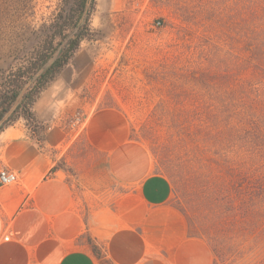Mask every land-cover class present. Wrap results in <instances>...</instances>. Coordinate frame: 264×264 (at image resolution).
Listing matches in <instances>:
<instances>
[{
    "label": "crops",
    "instance_id": "0c3cea01",
    "mask_svg": "<svg viewBox=\"0 0 264 264\" xmlns=\"http://www.w3.org/2000/svg\"><path fill=\"white\" fill-rule=\"evenodd\" d=\"M81 67L59 71L34 100L35 132L16 123L3 131L1 149L8 151L1 164L18 179L0 187V264H211L208 243L188 236L184 216L172 205L171 183L151 171L119 114H88L81 123L88 139L103 144V173L113 185L109 203L96 185L83 192L55 167L77 131L62 115L76 104L90 106L72 80L83 74Z\"/></svg>",
    "mask_w": 264,
    "mask_h": 264
},
{
    "label": "rangeland",
    "instance_id": "374dc122",
    "mask_svg": "<svg viewBox=\"0 0 264 264\" xmlns=\"http://www.w3.org/2000/svg\"><path fill=\"white\" fill-rule=\"evenodd\" d=\"M72 4L73 0H0V95L13 73L28 67L44 46L60 40L51 36L52 26L62 23ZM234 7L235 0H213L209 7L203 0H94L85 36L61 69L72 72L82 65L83 74L72 80L79 83V98L90 104L85 107L83 101L62 115L77 129L60 161L70 169L66 172L78 189L86 192L84 186L96 185L105 203L113 196L112 182L103 173L107 157L103 144L88 139L81 125L88 114H119L127 139L149 156L151 171L165 173L164 162L181 151L170 142L176 110L218 104L208 100L203 86L193 85L191 73L206 69L196 44L206 36L207 26L217 35L224 34L234 21L230 18ZM63 28V34L70 31L67 24ZM220 42L227 40L222 37ZM15 123L36 130L25 127L28 122L22 116L9 126ZM5 128L0 132V166L8 151L1 149L7 139ZM90 167H97L95 182ZM172 202L180 207L175 193Z\"/></svg>",
    "mask_w": 264,
    "mask_h": 264
},
{
    "label": "trees",
    "instance_id": "16d2710c",
    "mask_svg": "<svg viewBox=\"0 0 264 264\" xmlns=\"http://www.w3.org/2000/svg\"><path fill=\"white\" fill-rule=\"evenodd\" d=\"M203 1L213 5V0ZM85 2L73 0L62 23L52 26L51 36L60 40L44 46L28 67L9 77L0 95V119L26 81L55 53L66 35L65 24L68 30L76 25ZM93 5L94 0L91 10ZM234 12L224 34L217 35L208 25L206 36L196 44L206 69L193 71L191 82L203 86L208 100L218 104L176 110L170 142L182 152L168 156L163 175L179 199L180 207L172 205L184 216L188 236L208 243L211 264H264V0H235ZM86 24L87 20L25 89L0 132L18 116L37 124L31 105L70 60L85 36ZM222 37L226 44L220 42ZM55 167L70 171L60 160ZM91 248L100 259L97 248L92 244Z\"/></svg>",
    "mask_w": 264,
    "mask_h": 264
},
{
    "label": "water",
    "instance_id": "95a60500",
    "mask_svg": "<svg viewBox=\"0 0 264 264\" xmlns=\"http://www.w3.org/2000/svg\"><path fill=\"white\" fill-rule=\"evenodd\" d=\"M92 0H86L85 6L83 9V12L77 21L76 25L63 37V39L60 41L57 50L55 53L26 81L23 89L20 91L19 96L17 97L16 101L13 103L10 110L4 115L2 119H0V126L3 124L4 120L11 114V112L17 107L19 104L22 95L25 91V89L31 85L49 66L57 59L60 52L64 48L66 42L75 35V33L79 30L80 26L87 20V17L90 12Z\"/></svg>",
    "mask_w": 264,
    "mask_h": 264
},
{
    "label": "built area",
    "instance_id": "2783aa9c",
    "mask_svg": "<svg viewBox=\"0 0 264 264\" xmlns=\"http://www.w3.org/2000/svg\"><path fill=\"white\" fill-rule=\"evenodd\" d=\"M160 23L157 22V25ZM17 174L5 166H0V187L8 186L17 181Z\"/></svg>",
    "mask_w": 264,
    "mask_h": 264
}]
</instances>
